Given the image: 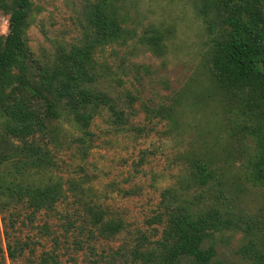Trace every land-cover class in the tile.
<instances>
[{
    "label": "trees",
    "instance_id": "16d2710c",
    "mask_svg": "<svg viewBox=\"0 0 264 264\" xmlns=\"http://www.w3.org/2000/svg\"><path fill=\"white\" fill-rule=\"evenodd\" d=\"M187 1L208 33L204 66L211 95L225 112L223 125L230 143L247 150L244 178L238 185L244 192H260L262 202L254 211L237 203V186L229 173L235 165L229 160L230 149L224 155L194 152L185 157L186 173L179 185L161 191L155 214L148 218L150 232L141 231L116 254L122 264H225L218 244L226 231H232L242 235L240 264H264V0ZM1 15L8 20L7 32L0 33L3 219H8L13 231L19 222L25 224L23 216L30 223L43 213L53 217L69 193L82 206L84 221L100 237L116 238L128 229L125 219L103 204L106 193H99L89 175H65L66 170L82 171L83 166L68 162L64 155L71 152L80 162L87 160L94 146L91 126L105 110L118 127L128 123L119 96L114 95L115 82L120 84L122 76L100 60L106 47L127 46L133 55L143 47L164 56L168 32L151 27L140 35L124 24L118 7L104 0L89 10L81 37L38 53L28 34L36 19L34 0H0ZM132 65L137 71L142 66ZM199 95L207 97L205 91ZM125 96L124 102L133 108L137 96L131 92ZM153 111L161 118L179 114L176 105ZM9 227L5 237L10 258L15 262L28 247L34 254L28 242L11 240ZM61 227L58 233L48 222L40 225L42 236L52 235V243L38 254L37 264H63L61 237L67 239L73 229H84L69 219ZM74 243L83 247L79 239Z\"/></svg>",
    "mask_w": 264,
    "mask_h": 264
},
{
    "label": "rangeland",
    "instance_id": "374dc122",
    "mask_svg": "<svg viewBox=\"0 0 264 264\" xmlns=\"http://www.w3.org/2000/svg\"><path fill=\"white\" fill-rule=\"evenodd\" d=\"M103 1L34 0L36 19L28 30L32 47L43 53L51 51L59 42L76 41L88 25L89 10ZM106 1L118 7L124 24L136 29L140 35L151 27L168 32L164 56L143 47H137L135 55L127 46L113 44L106 47L100 60L110 66L112 73L122 76L120 84L115 82L114 95L119 96L128 123L118 127L113 123L111 113L105 110L91 126L94 146L89 150L87 160L80 162L71 156V152L64 155L68 162L83 166L82 171L66 170L65 175H89L99 193H106L102 197L103 204L114 215L124 218L128 229L114 239L100 237L84 221L82 206L68 193L67 198L59 202L53 217L43 213L30 223L23 216L25 224L19 222L13 231L8 219L4 220L0 212V264H37L38 254L51 248L52 243V235L42 236L40 225L48 222L61 233V224L68 219L84 229H73L67 239L61 237L59 251L63 264H122L123 259L116 252L127 247L141 231L150 232L148 218L155 214L161 191L167 186L179 185L186 173L185 157L197 151L224 155L225 149H230L229 160L235 165L229 173L237 186V203L254 211L262 202L260 192L241 189L247 150L242 144L230 143L223 125L225 112L209 90L210 75L203 61L208 33L194 5L187 0ZM6 25V18L1 15L0 33L7 32H1ZM133 62L142 65L139 71ZM201 91H205L207 97L201 98ZM126 92L137 96L133 108L124 102ZM174 105L179 114L173 119L154 114L153 110ZM127 190L133 193H125ZM6 227H9L13 242L18 239L28 242L34 254L27 246L25 254L14 262L7 251ZM241 238V233H224L218 251L225 264L241 263L238 251ZM75 239L82 241L81 249L74 243Z\"/></svg>",
    "mask_w": 264,
    "mask_h": 264
},
{
    "label": "built area",
    "instance_id": "2783aa9c",
    "mask_svg": "<svg viewBox=\"0 0 264 264\" xmlns=\"http://www.w3.org/2000/svg\"><path fill=\"white\" fill-rule=\"evenodd\" d=\"M6 21L8 22L7 19H6ZM6 30H8V25L4 26V28L1 30V32H5Z\"/></svg>",
    "mask_w": 264,
    "mask_h": 264
}]
</instances>
